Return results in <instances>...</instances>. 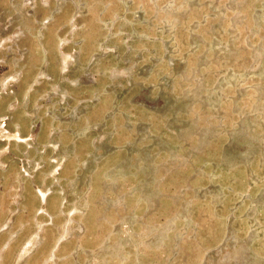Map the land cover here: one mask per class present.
Instances as JSON below:
<instances>
[{"label": "rangeland", "instance_id": "rangeland-1", "mask_svg": "<svg viewBox=\"0 0 264 264\" xmlns=\"http://www.w3.org/2000/svg\"><path fill=\"white\" fill-rule=\"evenodd\" d=\"M0 264H264V0H0Z\"/></svg>", "mask_w": 264, "mask_h": 264}]
</instances>
